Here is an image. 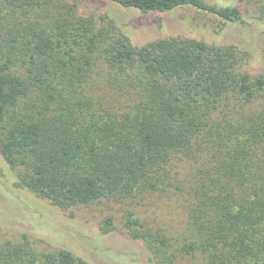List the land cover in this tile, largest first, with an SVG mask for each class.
<instances>
[{"label": "trees", "instance_id": "trees-1", "mask_svg": "<svg viewBox=\"0 0 264 264\" xmlns=\"http://www.w3.org/2000/svg\"><path fill=\"white\" fill-rule=\"evenodd\" d=\"M96 1L106 6L0 0V156L17 186L62 211L177 193V229L124 216L146 264H264V71H243L248 54L234 44L173 36L136 47ZM235 1L264 22V0ZM110 2L245 23L224 0ZM20 236L0 245V264H89Z\"/></svg>", "mask_w": 264, "mask_h": 264}, {"label": "rangeland", "instance_id": "rangeland-1", "mask_svg": "<svg viewBox=\"0 0 264 264\" xmlns=\"http://www.w3.org/2000/svg\"><path fill=\"white\" fill-rule=\"evenodd\" d=\"M100 1L106 6L96 1L97 7L108 8L109 14L115 17V24L125 27L136 47L173 36L216 45L234 44L248 54L243 71L251 75L264 71V22L252 20L254 12L245 13L244 7L235 0L223 3L238 6L244 12V24H225L216 16L191 7L143 15L135 9H119L110 0ZM91 9L89 2L79 3L80 14L88 15ZM178 169L179 173H186L187 167L181 164ZM179 198L176 193L170 197L146 195L125 202L103 199L89 206L62 211L18 187L15 172L0 156V245L5 241L19 242L20 233H26L32 237L31 244L38 251L64 248L89 264H146L145 247L128 239L121 231L124 216L132 211L136 218L150 225L177 229L184 220ZM106 217L112 218L116 228L102 234L99 223Z\"/></svg>", "mask_w": 264, "mask_h": 264}]
</instances>
